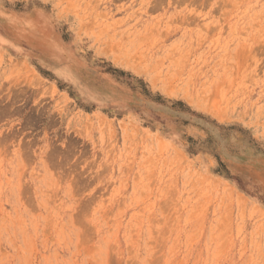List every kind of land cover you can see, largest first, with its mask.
<instances>
[{
	"label": "rangeland",
	"instance_id": "1",
	"mask_svg": "<svg viewBox=\"0 0 264 264\" xmlns=\"http://www.w3.org/2000/svg\"><path fill=\"white\" fill-rule=\"evenodd\" d=\"M0 264H264V0H0Z\"/></svg>",
	"mask_w": 264,
	"mask_h": 264
}]
</instances>
